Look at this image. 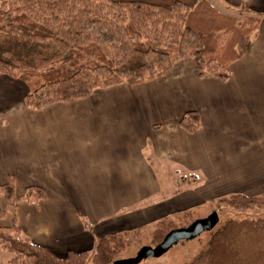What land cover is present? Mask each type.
Returning <instances> with one entry per match:
<instances>
[{
    "label": "crops",
    "instance_id": "0c3cea01",
    "mask_svg": "<svg viewBox=\"0 0 264 264\" xmlns=\"http://www.w3.org/2000/svg\"><path fill=\"white\" fill-rule=\"evenodd\" d=\"M209 1L238 18L250 15L247 6L261 21L227 81L185 59L148 83L32 109L28 86L0 74V186L13 178L17 201L14 215L0 194V227L16 222L23 237L65 258L174 220L207 197L264 193V0ZM190 111L201 117L194 133L180 126ZM33 186L45 199L23 200Z\"/></svg>",
    "mask_w": 264,
    "mask_h": 264
},
{
    "label": "trees",
    "instance_id": "16d2710c",
    "mask_svg": "<svg viewBox=\"0 0 264 264\" xmlns=\"http://www.w3.org/2000/svg\"><path fill=\"white\" fill-rule=\"evenodd\" d=\"M244 9L250 15L238 18L221 13L209 0H0V35L9 44L30 46L28 60L8 58L12 45L4 46L0 74L28 86L25 105L32 109L85 99L115 85L148 83L185 59L199 62L202 74L227 81L231 64L247 53L261 22ZM180 126L196 132L199 113L187 112ZM0 194L15 215L13 178L0 186ZM45 197L43 189L33 186L23 200ZM218 202L231 209H264V193L234 194ZM193 221V212H184L161 223L153 240L160 243L182 222L189 226ZM124 238L108 235L92 253L61 258L23 237L16 222L0 227V249L13 254L7 264H113ZM185 264H264V217L227 219L213 230L208 246Z\"/></svg>",
    "mask_w": 264,
    "mask_h": 264
},
{
    "label": "rangeland",
    "instance_id": "374dc122",
    "mask_svg": "<svg viewBox=\"0 0 264 264\" xmlns=\"http://www.w3.org/2000/svg\"><path fill=\"white\" fill-rule=\"evenodd\" d=\"M7 39L8 38L5 35H0V55L2 54L1 49L4 48V46L12 45L9 47L11 49L10 54L6 55L8 56V58H12L14 56L16 57V55H18L20 59L28 60L25 56L26 54H30V46H24L22 45V43L18 45L17 43H19V41L17 40V43L12 42V44H9ZM184 183L185 185H188L190 182L188 180H185ZM165 184H170L173 187V190H177L178 181H166ZM238 193L245 194V191L235 190L233 192H230V194L227 196H220L216 198L207 197V200H205L202 205L193 208V210L191 211L194 214V219L197 220L207 218L212 213L217 211L220 219L219 224L217 225L218 227L227 219L241 220L244 218L264 217V209H231L230 207L224 204L220 205V203L218 202V200L223 197H228L230 195ZM157 201H160L159 203L162 202L161 198L155 199V202ZM168 220H170V218L154 220L143 224L139 229L132 231L129 230L124 238V247L118 251V254L115 257V261L133 259L137 257L139 252L145 247L156 248L159 243L153 240V232L160 226V223L167 222ZM182 223L183 224L179 225V228L188 227L187 222ZM212 234L213 230L203 231L199 236L193 239L179 240L173 245V247L169 251H167L162 256L149 257L138 264H185L192 260L195 255H197L200 251H202L208 246ZM12 258V253L0 249V264H7ZM88 264H92L91 261Z\"/></svg>",
    "mask_w": 264,
    "mask_h": 264
},
{
    "label": "water",
    "instance_id": "95a60500",
    "mask_svg": "<svg viewBox=\"0 0 264 264\" xmlns=\"http://www.w3.org/2000/svg\"><path fill=\"white\" fill-rule=\"evenodd\" d=\"M219 220V214L215 211L207 218L193 221L188 227L171 230L156 248L145 247L139 252L137 257L115 261L113 264H138L149 257H160L169 251L179 240L193 239L199 236L203 231L214 230L219 224Z\"/></svg>",
    "mask_w": 264,
    "mask_h": 264
}]
</instances>
